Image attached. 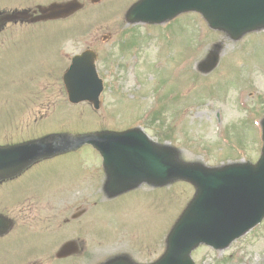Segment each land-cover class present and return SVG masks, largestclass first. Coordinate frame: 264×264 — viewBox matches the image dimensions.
I'll return each mask as SVG.
<instances>
[{"label": "rangeland", "instance_id": "374dc122", "mask_svg": "<svg viewBox=\"0 0 264 264\" xmlns=\"http://www.w3.org/2000/svg\"><path fill=\"white\" fill-rule=\"evenodd\" d=\"M57 1L72 0H0V12L12 15L28 8L35 11L29 19L38 13L33 7ZM75 1L80 7L67 16L0 26V145L55 131L74 135L140 127L183 163L257 160L264 114V28L233 40L194 12L161 24H132L125 12L136 0ZM105 34L110 37L102 40ZM86 49L98 54L96 68L103 81L98 110L88 102L71 104L61 79L71 57ZM211 52L216 65L201 71V61ZM31 166L14 176L0 175V215L10 222L14 208L34 204L23 196L22 178L43 197L50 190L45 186L64 184L65 193L73 188L68 199L44 201L43 212L57 215L58 222L72 221L70 216L81 212L73 221L87 228L64 231L59 242L76 240L81 254L88 255L86 264L116 257L141 264L156 260L171 224L195 193L189 182L174 180L160 187L144 182L112 197L105 189L101 157L90 145ZM10 226L5 232L15 230ZM192 258L196 264H264V219L222 250L198 246ZM80 261L73 259L74 264ZM19 264L29 260L21 257Z\"/></svg>", "mask_w": 264, "mask_h": 264}, {"label": "water", "instance_id": "95a60500", "mask_svg": "<svg viewBox=\"0 0 264 264\" xmlns=\"http://www.w3.org/2000/svg\"><path fill=\"white\" fill-rule=\"evenodd\" d=\"M78 7L73 1L52 5L49 13L34 20L66 15ZM190 10L200 12L212 28L225 30L233 38L264 26V0H139L130 8L127 19L160 23ZM95 59L92 50L72 58L63 75L71 102L88 100L98 108L103 86ZM216 62V54L210 53L200 68L210 70ZM261 127L262 154L255 164L234 163L212 168L181 163L172 149L157 147L141 129H130L77 136L49 134L0 146V175L15 174L38 158L73 151L88 143L103 156L112 192H122L143 181L163 184L176 178L189 180L195 185L196 194L172 227L164 254L152 264H194L190 252L199 243L224 248L264 217V117ZM73 246L65 244L59 255L70 253ZM104 264L131 263L117 258Z\"/></svg>", "mask_w": 264, "mask_h": 264}, {"label": "flooded vegetation", "instance_id": "af4514ba", "mask_svg": "<svg viewBox=\"0 0 264 264\" xmlns=\"http://www.w3.org/2000/svg\"><path fill=\"white\" fill-rule=\"evenodd\" d=\"M37 164V163H36ZM35 164V165H36ZM35 165L33 167H35ZM33 170V169H32ZM31 170V171H32ZM64 184H58L55 187L50 188L47 196L43 197L42 193H38L32 189L28 184H24V179L20 183L21 191L23 190L27 202L34 203L27 208H14L12 206L13 215L10 222L4 217L5 221L15 230L11 229L10 232H3L0 237V264H19L21 257L29 260V264H74V258H81L80 264H86L89 260L88 255L84 251L78 254H73L67 257L58 258L56 252L60 245V234L64 231L74 232L75 229H85L84 225H77L73 218V214L70 216L72 221L64 219L62 222H58L57 215L44 213V201L49 202L54 198H66L71 195L73 188L65 193L62 191ZM17 191L16 193H18ZM46 202V203H47ZM64 206L68 204L61 202ZM26 213H22V212ZM34 211L32 214L31 212ZM85 222V221H84ZM7 224V225H8ZM8 225V227H9ZM10 226V228H11ZM7 233V234H5ZM61 243V244H60ZM80 247V246H78ZM44 255L43 257H38ZM44 259V261H41ZM68 260H72L68 263Z\"/></svg>", "mask_w": 264, "mask_h": 264}]
</instances>
